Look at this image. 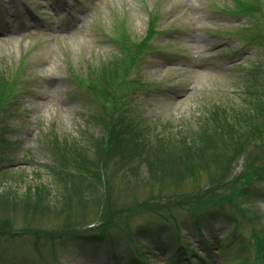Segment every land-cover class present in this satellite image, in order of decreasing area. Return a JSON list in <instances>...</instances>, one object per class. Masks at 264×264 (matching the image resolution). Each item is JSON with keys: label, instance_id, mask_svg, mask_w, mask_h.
Listing matches in <instances>:
<instances>
[{"label": "rangeland", "instance_id": "obj_1", "mask_svg": "<svg viewBox=\"0 0 264 264\" xmlns=\"http://www.w3.org/2000/svg\"><path fill=\"white\" fill-rule=\"evenodd\" d=\"M115 65H121L119 81L104 101L91 94L87 83L100 69ZM0 73L7 81L0 108V216L15 217L11 231L0 233V264H126L138 256L142 264H176L181 252L171 233L173 216L182 225L192 264H264V247L257 249L252 237L264 233V175L252 182L246 196L237 195L236 207L221 210L213 237L192 232L191 213L183 205L169 215L143 209L122 216L97 243L64 237L91 235V229L100 236L98 212L104 207L155 195L157 185L151 189L144 183L148 160L142 153L138 157L140 141L155 147L157 160L168 153L169 140L160 139L156 148L155 138L172 133L182 156L189 151L182 139L191 131L200 137L217 111L264 122V0H0ZM112 103L109 119L124 118L132 130L125 154L110 155L103 170L106 183L92 195L95 203L71 178L54 181L51 169L59 168L54 145L56 140L62 146L63 141L85 144L99 138L104 133L99 117ZM259 141L264 142V131ZM247 156L252 167L264 170V144L252 146ZM201 158L197 162L204 165ZM246 159L241 156L224 179L237 178ZM208 176L196 170L178 187L161 183L160 195L178 200L187 193L209 192ZM35 186L45 190L41 204L57 207L49 213L35 209ZM72 190L82 202H76ZM70 192L73 203L66 196ZM20 200L34 203L15 207ZM208 211L218 212L209 207L201 217ZM65 223L75 229L68 231ZM162 228L170 234H158ZM123 230L130 241L120 235ZM203 238L213 246L205 247ZM213 251L218 252L214 260Z\"/></svg>", "mask_w": 264, "mask_h": 264}, {"label": "trees", "instance_id": "obj_2", "mask_svg": "<svg viewBox=\"0 0 264 264\" xmlns=\"http://www.w3.org/2000/svg\"><path fill=\"white\" fill-rule=\"evenodd\" d=\"M133 59L134 58H132L131 60ZM120 71L121 65H115L112 68L105 67L100 69L95 75V78L87 83V89L91 91V94L99 95L101 99L106 101L115 90L114 88V90L111 91L115 82L119 81V76L121 73ZM2 76L3 74L0 73V108L5 103V91L7 89V81ZM93 81L94 83H92ZM105 107H107V109H105V112L99 117V123L104 129V133L100 134L99 138H90V140L94 141V145H91V143L89 142L90 140L86 141L85 144L82 141L73 140V143L71 145H67L63 141V145L59 146L58 140H56L54 145L55 150L53 151V154L58 160L59 168L51 169L52 178L56 183H60V181L64 180V178H71L72 182L77 184L75 188H77L81 192L82 190L87 193L90 192L91 198L94 199L95 203L96 197H93L92 195L94 192L97 193V187L99 185H103V183H106V181L104 180L103 170L109 163V159H112L110 158V155H115V153L117 155H120L121 153L122 155L125 154V152L127 151L126 147H128V138H130L129 136L132 130V126L126 124L124 118L113 117L109 119L107 111L109 110L111 114L114 113V103ZM259 110L261 111V106ZM93 120L97 122L95 118H93ZM211 120L212 121L207 122L206 127L202 129L204 130V136L203 133L199 131L198 134L200 135V137H196L197 133L194 131L192 133L191 131V137L185 136L182 139V141H184V143H182V147L187 146L189 149V151L182 156H180L181 148H176L174 144V142H176L174 141V138L176 137L172 133H166L168 134L167 138H164L165 136H162L161 138H155V140L157 141L156 148L160 147L161 140L162 142L163 139L169 140V148L167 149L168 153L165 154L162 152L161 158L157 160L154 159L156 152L152 150L154 146H149V143H145V140L137 143L139 150L138 157L141 158L142 153L147 157L148 160L147 170L149 172V177L146 178L144 183H148L149 185L151 184V189L157 185L156 191L155 189H152L155 195L145 199V201H135L130 204H123L119 208H111L109 206L104 207L102 211L98 212V216L102 218L103 222V224L100 226L101 228L98 227V229H96L97 233L101 234L100 236L93 235L94 229H91L89 231L91 235L87 233L78 234L77 232H72V236L65 235L64 237L68 240L81 242L86 241V239H101L105 235L110 234L108 226L117 227L118 222L116 224H111V222H116L118 218L122 216L125 218L131 213L143 209H145L147 212L159 213L161 211L163 212V214L169 215L172 208L180 207L178 205H183L181 208L183 210L187 209L191 213L190 229H192V232H197L200 235H203L204 232H207L212 237L215 236V224L220 223V220L223 219L222 216L219 217L221 210H224L225 206L236 207L238 198L237 195L242 196L244 194V196H246L248 194L249 188H252V182L261 175H264L263 169H261L260 167H252L250 165L251 163L249 161V157L247 156L249 155L252 146L264 144V142L259 141L264 131V122L262 124H257L255 122V117L253 118L251 115L228 116L224 111L215 112L214 119ZM1 136H3V134ZM187 140L190 143H187ZM198 144H200V146ZM194 145H197L198 148H195ZM241 156H245L247 158L246 168L232 182L226 181V179L224 178L226 177V174L228 177L231 170L230 167H232L237 162V160L240 159ZM199 157L205 159L204 165L206 167L202 164H198L197 159ZM211 169H213V174H210ZM196 170H205L209 173V183H207L206 186L212 188L211 191L200 193L199 195L196 192L194 195H189L187 193L184 194V196H181V198H178V200L173 199L174 196L163 197L160 195L161 183L175 184V187H178L180 185V182L185 181L186 178H192ZM184 176L185 179H183ZM231 184L233 185L231 186ZM232 187L236 189H232ZM227 189L233 190V192L230 195L225 196L224 193L222 194V197L217 196V194H219L221 191H226ZM37 191L38 195L34 194ZM44 191L45 190L42 187H40V189H37L35 186L33 193H31L32 190L28 191V193L30 192L31 194H34L37 200L34 201L36 205H33L35 209L37 206V210L41 209L49 213L51 210H53V208L57 207V204H41L42 202L40 203L39 196L41 195V192ZM72 192H70L69 195H66L69 198L68 201L72 203L75 202V199L77 203L83 201L84 198L80 197V195L76 193V190L73 192L74 197H76L74 200H71L70 196ZM81 196L84 197V194H81ZM28 198L29 197L25 199ZM184 198H186V201L184 200L185 203L183 202ZM4 199L6 200V198ZM20 201L14 206L22 207L21 204H25L24 207L28 208L32 203H34L31 202L29 204ZM5 202L8 203V201ZM151 206H153L154 208H150ZM155 207H157V209H155ZM209 207H213V209L218 212H215V214H210V211H208L204 217H201V214L206 212ZM246 208L248 210H251V207L249 206H246ZM177 211L179 212V210ZM171 216L172 215L168 216V218H165L169 219ZM13 218L15 217H11L10 213H7L6 216H0V233L6 234L11 231V227L14 222ZM254 219L255 218L252 217V219H250V223H252ZM177 221L178 219L174 218V216L171 217V221L169 222L172 225H175L174 232L176 231L177 234L175 235L174 232L171 233L173 238L177 240V254L181 252L177 256L181 258V262L183 264H187V255L184 253L178 243V239L181 234L180 232H182V225H180ZM91 224H93V222ZM91 224L89 223L86 226L89 227ZM65 227L68 231H70V228L72 229L73 226L69 225V223H65ZM157 231H159L157 233H160L161 235L162 233L164 235L170 234L168 230L163 228ZM121 233V236H124L127 241H130V238L128 237V235H126L124 230L121 231ZM151 233L152 231L147 232L145 235ZM57 236L61 238L59 234ZM149 236L151 237V235ZM252 237L257 242V249L261 250V248L264 247L263 231H261V235L254 232ZM200 242H202L205 247L209 248V246H211V243L209 244L208 241H206L204 238L200 239ZM202 243L198 242L199 247L204 249ZM200 260L204 259H199V261ZM141 262V257L138 256L137 259H129L126 264H140ZM198 264L202 263L198 262Z\"/></svg>", "mask_w": 264, "mask_h": 264}]
</instances>
